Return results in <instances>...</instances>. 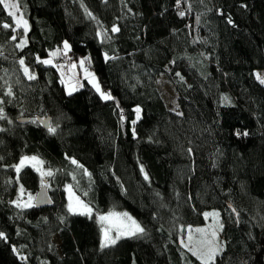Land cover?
Wrapping results in <instances>:
<instances>
[{
    "label": "trees",
    "instance_id": "trees-1",
    "mask_svg": "<svg viewBox=\"0 0 264 264\" xmlns=\"http://www.w3.org/2000/svg\"><path fill=\"white\" fill-rule=\"evenodd\" d=\"M15 2L27 31L0 4V264H204L182 240L209 210L225 243L210 264H264V0ZM54 50L84 58L102 90L84 78L68 94L42 62ZM25 156L44 173L17 172ZM67 184L92 214L70 211ZM41 186L52 207L16 206ZM112 210L145 232L104 246L98 215Z\"/></svg>",
    "mask_w": 264,
    "mask_h": 264
},
{
    "label": "rangeland",
    "instance_id": "rangeland-1",
    "mask_svg": "<svg viewBox=\"0 0 264 264\" xmlns=\"http://www.w3.org/2000/svg\"><path fill=\"white\" fill-rule=\"evenodd\" d=\"M9 2L16 3L15 0H9ZM9 10L16 11L15 9H10V8ZM16 19H20L21 20L20 25H24L23 21L25 20L22 14L20 13L19 6L16 14ZM26 43H27V38L23 40L22 44L24 45ZM69 50H70V46L68 45V47L65 48V43H64L62 52L64 54H69ZM59 54H60V50L52 51L49 57L46 58V61H49L50 64L58 68L60 75L62 77V82H64V87L66 88L68 94H72L75 91L83 88L84 78L88 79L92 87L97 89L96 86L98 85L100 91L102 90V86L100 85L98 76H96V74L92 69L87 68L85 66L84 58L72 59L70 61H58L57 58L59 57ZM257 74H259L261 79H264V69H257L256 78H257ZM156 84L168 108L177 112L178 114H181L180 105L178 103L179 95L177 94L173 84L169 82L167 76L165 74L160 75V77L156 80ZM139 109L141 110L140 107ZM140 113L141 111L138 113L137 115L138 117L140 116ZM31 158H32L31 156L23 157V159L21 160L23 161V165H30L32 167H35L38 171H40L43 174L44 168L39 158L35 157L36 158L35 160ZM21 161L19 162V164H17V166H20V168L23 167V165L21 166ZM65 195L67 196L68 207L69 209L71 208L70 211L72 213H76V214L81 213L87 215L92 214L91 206H88L84 202L83 198L75 192L71 184H67V186L65 187ZM30 196L32 197L31 201H29ZM35 196L36 193L35 195H33L25 189L21 190L18 196L19 199L16 201V203H19L22 206L27 205L28 203L35 205V200H36ZM124 213H127V217L123 215ZM208 213H217L218 215L216 216L209 215L206 218L207 221L205 224L184 230L183 234L185 235V237L183 236L184 238L182 240V243L183 245H185V247L188 250L192 252L196 251L201 255L207 252V250L210 247L215 246L219 249L217 255L215 256L216 259V257L220 255L223 248L225 247L224 237L222 235L223 228L221 229L220 227V225H224V224L221 220L219 211L209 210ZM101 216H106L108 217V219L101 221L100 220ZM128 217H131L132 220H135L141 227H143L138 221V219L127 211L121 212V211L112 210L109 212L101 213V215H98V222L102 227L103 245L105 244V229H107L109 237L115 238L116 235L118 234L117 232L118 228L120 229V231H125L128 228L132 227L131 221L128 219ZM196 229H203L204 231L197 232ZM214 232L216 233L215 236H213ZM124 237H131V236H121L120 239H124ZM189 237H191V239H189ZM54 240L57 242V244H59V240L57 238H54Z\"/></svg>",
    "mask_w": 264,
    "mask_h": 264
},
{
    "label": "snow or ice",
    "instance_id": "snow-or-ice-1",
    "mask_svg": "<svg viewBox=\"0 0 264 264\" xmlns=\"http://www.w3.org/2000/svg\"><path fill=\"white\" fill-rule=\"evenodd\" d=\"M0 4H2L4 6V8L6 9H15L16 11H9V15L10 16H13L14 18L16 17V14H17V11H18V5L16 3H10L9 0H0ZM181 16L184 15V13H180ZM229 23H232V20L231 18H229L228 20ZM21 23V20L20 19H15V24L16 25H19ZM24 25H25V31H27V21H23ZM4 28H9L11 27L9 24H3L2 25ZM113 32H117L119 31V29L117 27H113L112 29ZM13 40L16 39L15 36L12 37ZM19 47H23V44L21 43L20 45H18ZM68 45L67 43H65V48H67ZM43 63H49V61H42ZM21 64L24 63L23 60L20 61ZM28 69L25 68V72L27 73ZM35 77L33 76H29V79H34ZM257 78L260 79V82L261 83H264V79H261L259 74H257ZM97 91H100L99 89V86L97 85ZM101 96L104 98V99H112V97L110 95H105L104 93L101 92ZM0 103H2V101H0ZM2 111V110H0ZM141 110L139 108L136 109V112L137 114L140 112ZM49 131L51 132H55V129L54 128H49ZM244 135H247V133H243ZM237 135H240V133L238 132ZM25 159H28V158H25ZM31 159L35 160L36 158L35 157H32ZM73 163H75V161H73ZM23 165V161H21V166ZM16 170L17 172H19L20 170V166H17L16 167ZM47 175H51V173H47ZM145 178L147 179V174H145ZM32 197L30 196L29 197V201H31ZM16 206L17 207H22L21 204L19 203H16ZM24 207H32L33 205L31 203H28L27 205H23ZM86 207V206H85ZM71 210V208H70ZM90 211V210H89ZM111 215V214H110ZM124 216L127 217V213H124L123 214ZM205 217L207 218V216L209 215H213V216H216L218 215L217 213H205L204 214ZM108 217L106 216H101L100 217V220L101 221H104V220H107ZM128 219L131 221V225L132 227L128 228L127 230L125 231H120V229L118 228L117 229V232L118 234L116 235L115 238H111L108 236V231L107 229H105V244L104 246H108L109 244H112L114 245L117 240H119L121 238V236H135L137 233H144L145 232V229L143 227H141L135 220H132L131 217H128ZM221 229L223 228V225H220ZM197 232H203L204 230L203 229H196ZM216 233L214 232L213 233V236H215ZM0 238H3V239H7V237L5 236V234L3 232H0ZM189 239H191V237H189ZM219 251V249L215 246L213 247H210L207 252H205L203 255H201L200 253L196 252V251H193V254L194 255H197L198 258H200L201 260H203L204 264H210L211 261H214L215 259V256L217 255V252Z\"/></svg>",
    "mask_w": 264,
    "mask_h": 264
},
{
    "label": "water",
    "instance_id": "water-1",
    "mask_svg": "<svg viewBox=\"0 0 264 264\" xmlns=\"http://www.w3.org/2000/svg\"><path fill=\"white\" fill-rule=\"evenodd\" d=\"M39 122L42 123V126H44L45 128H49L50 126V118H38ZM19 123H28L29 122V118L26 117H21L20 119H18ZM36 200H35V207H39V208H47V207H52L54 205V200L53 197H51V193L49 191L48 186H41V188L39 189V191L36 193L35 196Z\"/></svg>",
    "mask_w": 264,
    "mask_h": 264
},
{
    "label": "built area",
    "instance_id": "built-area-1",
    "mask_svg": "<svg viewBox=\"0 0 264 264\" xmlns=\"http://www.w3.org/2000/svg\"><path fill=\"white\" fill-rule=\"evenodd\" d=\"M72 56H74V55H73V52H72V53L69 52V54H67V55H63L64 58H69V57H72Z\"/></svg>",
    "mask_w": 264,
    "mask_h": 264
}]
</instances>
